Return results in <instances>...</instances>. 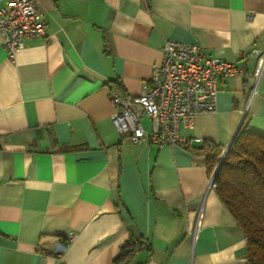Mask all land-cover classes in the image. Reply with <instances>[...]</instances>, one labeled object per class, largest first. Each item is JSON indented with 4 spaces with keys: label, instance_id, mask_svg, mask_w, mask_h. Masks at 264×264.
I'll return each instance as SVG.
<instances>
[{
    "label": "crops",
    "instance_id": "crops-1",
    "mask_svg": "<svg viewBox=\"0 0 264 264\" xmlns=\"http://www.w3.org/2000/svg\"><path fill=\"white\" fill-rule=\"evenodd\" d=\"M37 4L43 37L10 59L0 33V264H114L130 241L126 264H251L199 149H224L244 114L264 133V76L255 94L241 75L220 78L216 110L180 129L200 138L186 149L120 135L109 90L138 94L166 39L236 66L245 52L251 74L264 0Z\"/></svg>",
    "mask_w": 264,
    "mask_h": 264
},
{
    "label": "built area",
    "instance_id": "built-area-1",
    "mask_svg": "<svg viewBox=\"0 0 264 264\" xmlns=\"http://www.w3.org/2000/svg\"><path fill=\"white\" fill-rule=\"evenodd\" d=\"M0 33L1 45L10 59L24 46L26 38L43 37L46 28L37 0H6L5 5H0ZM251 52L256 61L249 74L245 52L241 54L244 63L236 66L192 44L164 40L161 62L151 65L150 76L138 94L109 90L115 129L133 143L146 141L158 148L186 149L191 141L199 142L200 138L181 135L180 129L193 128L198 114L216 110L220 78L241 75L251 94L257 91L264 76V50L255 48ZM142 116L149 118L150 130L143 127ZM210 185L215 187L212 174Z\"/></svg>",
    "mask_w": 264,
    "mask_h": 264
},
{
    "label": "trees",
    "instance_id": "trees-1",
    "mask_svg": "<svg viewBox=\"0 0 264 264\" xmlns=\"http://www.w3.org/2000/svg\"><path fill=\"white\" fill-rule=\"evenodd\" d=\"M218 146H203L209 173L222 153ZM218 197L246 237V257L251 264H264V133L249 129L244 120L235 133L213 178ZM139 242H127L114 264H126Z\"/></svg>",
    "mask_w": 264,
    "mask_h": 264
},
{
    "label": "water",
    "instance_id": "water-1",
    "mask_svg": "<svg viewBox=\"0 0 264 264\" xmlns=\"http://www.w3.org/2000/svg\"><path fill=\"white\" fill-rule=\"evenodd\" d=\"M244 117H245V114L243 115L242 120L240 121V124H239L237 130L239 129V127H240V125H241V123H242ZM237 130H236V132H237ZM236 132H235V133H236ZM234 136H235V134L232 136V138H231L230 142L227 144V146L222 150V153H221V156H220V158H219V161H218L217 165L215 166V168H214V170H213V173H212L213 178H214L215 174L217 173V171H218V169H219V167H220V165H221V162H222V160H223V158H224V156H225L227 150L229 149L230 144H231V142H232Z\"/></svg>",
    "mask_w": 264,
    "mask_h": 264
}]
</instances>
